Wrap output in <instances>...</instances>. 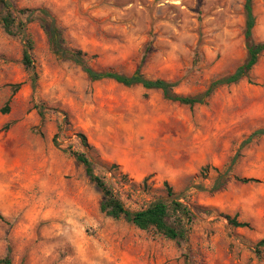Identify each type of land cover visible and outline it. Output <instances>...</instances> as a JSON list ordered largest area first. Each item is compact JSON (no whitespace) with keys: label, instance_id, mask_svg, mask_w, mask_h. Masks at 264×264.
Returning a JSON list of instances; mask_svg holds the SVG:
<instances>
[{"label":"rangeland","instance_id":"374dc122","mask_svg":"<svg viewBox=\"0 0 264 264\" xmlns=\"http://www.w3.org/2000/svg\"><path fill=\"white\" fill-rule=\"evenodd\" d=\"M10 1L47 9L94 70L177 83L182 96L203 94L247 59L246 0ZM253 12L261 43L264 0L253 1ZM27 31L34 87L22 65L24 41L0 26V261L264 264L256 247L264 239V135H256L264 130V52L239 83L190 107L139 84L91 82L53 54L38 23ZM72 152L85 153L131 210L165 198L168 182L195 216L188 242L108 217ZM230 165L227 185L213 190L214 169Z\"/></svg>","mask_w":264,"mask_h":264},{"label":"trees","instance_id":"16d2710c","mask_svg":"<svg viewBox=\"0 0 264 264\" xmlns=\"http://www.w3.org/2000/svg\"><path fill=\"white\" fill-rule=\"evenodd\" d=\"M253 1L254 0H246L244 4V38L247 49L246 61L232 75L212 82L203 94L197 96L178 95L174 91L177 83L162 79L149 80L139 72L134 73L132 76H127L116 72H100L94 70L89 66L87 55L84 52L71 49L66 45L62 28L47 9H20L16 8L10 0H0V26L6 34L20 36L24 41L22 65L25 72L31 78L32 87L35 86L36 82L32 57L34 42L27 31V25L36 22L46 35L53 54L60 59L69 60L80 66L91 82L113 80L126 87L139 84L146 90L161 91L166 100L194 107L204 104L205 99L211 97L218 88L239 83L249 75L254 66L258 63L261 54L264 52V42L256 43L253 39V29L256 23L253 12ZM24 18L26 19L24 20ZM18 87L19 85L16 86V88ZM4 111L8 112L9 109L6 108ZM256 135H264V130L257 131ZM78 138L83 147L88 149L89 143L87 138L83 134H78ZM72 155L76 161L83 166L86 176L100 192L102 196L100 210L108 217L113 220H124L140 231L154 232L167 240L178 243L188 242L195 216L191 209L181 201L168 182L164 183V191L166 192L165 198H156L144 208L131 210L125 205L121 195L112 184L95 173L94 164L85 153L72 152ZM214 170L217 173V179L214 183L213 190L219 191L229 182L232 165L224 172H221L217 168ZM238 180L242 183L255 181L251 178H242ZM227 219L229 223L235 227H248L246 223H239L230 217ZM256 247L264 248V239L259 241ZM257 253L260 254L259 251H257ZM0 264H12L10 256L7 255L3 258Z\"/></svg>","mask_w":264,"mask_h":264}]
</instances>
